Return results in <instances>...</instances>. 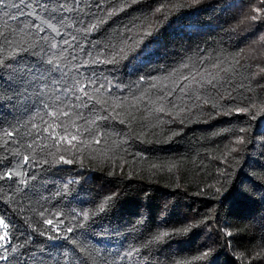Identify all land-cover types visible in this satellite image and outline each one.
<instances>
[{
	"label": "trees",
	"instance_id": "16d2710c",
	"mask_svg": "<svg viewBox=\"0 0 264 264\" xmlns=\"http://www.w3.org/2000/svg\"><path fill=\"white\" fill-rule=\"evenodd\" d=\"M38 2L21 10L39 33L9 19L20 15L16 0L0 10V61L23 57L13 74L0 71V220L8 225L0 235L17 249H0L9 257L0 264H65L63 241L48 237L68 227L88 264H264V0H100L99 8L83 0L81 10L55 15ZM85 23L99 29L85 36ZM133 23L137 43L119 45L133 50L116 64L91 63L76 49L78 63L62 42L74 35L96 52L88 41L121 40ZM41 35L38 57L21 53ZM182 63L190 68L176 78L230 71L215 88L168 95L163 78ZM89 78L111 82L86 89L93 110L65 107L79 102L63 85ZM35 80L47 88L37 91ZM58 109L70 116L49 115ZM163 231L170 237L145 247Z\"/></svg>",
	"mask_w": 264,
	"mask_h": 264
},
{
	"label": "snow or ice",
	"instance_id": "6c2138e0",
	"mask_svg": "<svg viewBox=\"0 0 264 264\" xmlns=\"http://www.w3.org/2000/svg\"><path fill=\"white\" fill-rule=\"evenodd\" d=\"M135 2V0H133ZM32 3V0H16V3L13 5L17 9L18 12H20V15L17 16L15 14H12L9 19L12 21L15 20H21L22 24L17 25L18 28H20L21 31H31L33 33H39L45 31L43 27L38 25L34 19H32L31 14H25L24 11L21 9H27L28 6ZM71 3L72 7H67V5ZM83 3V0H39V2L36 4V8L39 10H43L45 14H47L49 11H52L53 15H55L56 12L62 13V14H71L75 11H79L80 5ZM6 5V0H0V10H2V6ZM96 7H100V0H97ZM103 11L107 12L109 16L115 15V10L109 11L107 9H104ZM25 18L30 21V23H23ZM64 18V15H61V19ZM91 19V18H89ZM103 21H101L102 23ZM136 27L135 23L131 25H127L124 27V31L122 35V39L118 41H107V42H102L98 38L95 40H90L88 41V44L90 47L96 49V52H88L85 51L84 47L81 45V43L77 40L76 36H72L71 41L67 38L62 37V42L64 45L67 46V49L72 50V55L71 58L73 60H77V55L75 54L76 49H79L80 52H83L85 56L92 57L93 59L91 60V63H108V64H116L120 61V59L124 58L127 55V52H130L133 50L132 47H127V52L125 46H127L128 41H132L133 45H136V41L133 36L128 35L129 33H132L134 28ZM99 29V23H85L83 25V32L85 36L88 34L93 33L94 31ZM55 31V29H53ZM5 40H8L9 43L10 41V36H5ZM48 38L46 36L41 35L39 39L33 43L28 45L27 47H22L21 48V53L27 54L29 51H31L33 59L38 57L40 55V50L38 48L40 41L41 40H47ZM119 45H125V46H119ZM50 48L55 49L58 45L57 43L54 42H49L48 45ZM119 46V47H118ZM105 53H108L111 56V59L109 60H102L100 59L101 56H103ZM23 57L21 54H16L14 53L7 61H0V71H5L8 73V75L13 74V70L18 67L20 62L22 61ZM78 63H80L79 60H77ZM51 63V61L49 62ZM84 63H88L85 61ZM214 67H219L218 65H214ZM190 66L188 63H182L178 68L174 69L171 73L166 75L163 79L164 81L168 82V84L171 85L170 90L168 91V95H171L172 92H175L177 89L179 92L186 94V95H191L193 94L197 88H202L205 84L212 86L215 88V83L214 81L218 80L220 78V72H228L230 69L226 68H221L219 72H216L215 75H212L211 73L208 74V76H205L203 73H193L192 71H189L187 75H179V78H176L179 73H182L184 69H189ZM57 70H59V66H57ZM22 78L26 79L27 77L23 76V73H21ZM199 76V79L197 78ZM4 79H7L8 76L5 75L3 77ZM143 79V78H141ZM34 84L37 85V91H43V89L40 87V85H43V88H47L48 81L44 80H35L33 81ZM111 82L105 80L102 83H97L95 79L89 78L87 83H81L79 80H77L71 89H68L67 85H63V88L66 90L65 91V97L66 99L69 100H74L78 101L79 103H70L66 105L65 107L73 109V111H76L81 108H87L89 112L93 110L95 107V101H94V96L90 94L89 91L86 89L92 88L93 85H95V92H100L101 89L109 90L108 85H110ZM23 86V84H21ZM31 86V85H29ZM158 86L164 87V85H159L158 83H153L152 88H157ZM69 92L71 93V96H69ZM11 101H7L5 103H9ZM89 102H93L90 104ZM3 106V103H0V107ZM45 107H48L45 105ZM160 111H163L161 108ZM49 115L53 117H59V116H70L69 111H65L63 109H58L57 111L49 113ZM77 115L79 116L80 119H85L86 118L77 111ZM104 119H110V117L105 116ZM87 122V121H86ZM44 132H48V128H44ZM12 132L6 133L9 137L12 136ZM73 140L76 139L75 136L72 137ZM25 160H27V157H25ZM65 163H71V161H65ZM11 176V174H8ZM105 212V208L102 205L99 209V213L103 214ZM96 213H93V217H96ZM83 218L84 220H89V213L84 212L83 213ZM44 223L48 225H52L53 221L51 219H47L44 221ZM0 224H3L5 228L8 227L7 224H4L3 220H0ZM93 225H95V221L93 220ZM47 231H53V229H47ZM64 235L61 236L59 233H57L56 236H49V240H61L63 241L62 243L58 244L57 247L66 249L68 253L71 255H64V261L65 264H76V261L80 260V257L82 254L86 252V250L83 247L77 248L76 247V241L72 235L73 233V228L68 227L63 230ZM40 236H44V232L39 233ZM170 237V233L167 231H163L158 235H154L151 239L147 241V244L145 247L148 245H151L153 243H160L163 242L165 238ZM0 249H3V251H8L9 248L11 251L15 252L17 249L15 246L11 244V240L8 239V233L5 232L4 235H0ZM140 251L139 248L129 250L125 255L126 257H131L138 253ZM27 253H22V255H26ZM88 256H92L90 252L87 253ZM98 255V253H97ZM51 259V257H49ZM94 259V257H93ZM9 257L6 255H0V261H8ZM24 264H28V261L25 260ZM56 264H60V261H57ZM80 264H88V260H80Z\"/></svg>",
	"mask_w": 264,
	"mask_h": 264
}]
</instances>
